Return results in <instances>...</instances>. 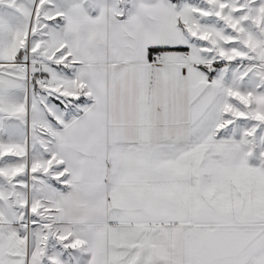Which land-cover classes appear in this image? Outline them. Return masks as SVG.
Masks as SVG:
<instances>
[{
  "label": "snow or ice",
  "instance_id": "snow-or-ice-1",
  "mask_svg": "<svg viewBox=\"0 0 264 264\" xmlns=\"http://www.w3.org/2000/svg\"><path fill=\"white\" fill-rule=\"evenodd\" d=\"M0 264H264V0H0Z\"/></svg>",
  "mask_w": 264,
  "mask_h": 264
}]
</instances>
